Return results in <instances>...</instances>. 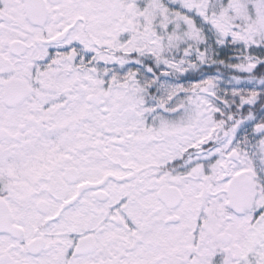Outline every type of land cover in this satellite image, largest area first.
<instances>
[{"label":"snow or ice","instance_id":"6c2138e0","mask_svg":"<svg viewBox=\"0 0 264 264\" xmlns=\"http://www.w3.org/2000/svg\"><path fill=\"white\" fill-rule=\"evenodd\" d=\"M0 264H264V0H0Z\"/></svg>","mask_w":264,"mask_h":264}]
</instances>
